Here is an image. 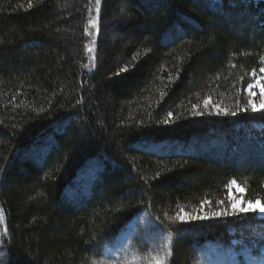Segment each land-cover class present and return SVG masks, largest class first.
I'll return each instance as SVG.
<instances>
[{"label":"trees","instance_id":"obj_1","mask_svg":"<svg viewBox=\"0 0 264 264\" xmlns=\"http://www.w3.org/2000/svg\"><path fill=\"white\" fill-rule=\"evenodd\" d=\"M263 62L264 0H0V264L257 254L264 219L212 213L233 179L264 202V110L237 111Z\"/></svg>","mask_w":264,"mask_h":264},{"label":"rangeland","instance_id":"obj_2","mask_svg":"<svg viewBox=\"0 0 264 264\" xmlns=\"http://www.w3.org/2000/svg\"><path fill=\"white\" fill-rule=\"evenodd\" d=\"M92 51H90V54ZM89 54V59L94 61V58ZM264 67V62L262 64ZM258 76H264V73L260 71L256 72ZM253 78V77H252ZM254 78L252 79V83H254ZM252 91L256 93L255 96L250 97V99L254 100L259 106L261 96L260 90L258 88H253ZM247 92V91H246ZM248 94V92H247ZM229 195H233L236 199L240 201L243 200V193H241L237 188L233 187L231 192L228 188ZM241 206H247L246 201L242 203ZM225 210L230 211L229 207V199H228V206H226ZM245 215L246 213H231L228 216L220 217L221 221H224L227 218H233L236 215ZM254 214L258 218L264 219V213H260L259 211L251 213ZM142 222L140 220H136L132 225L129 226L127 231L117 240L115 245L110 249L106 250L107 256L117 257L119 254L122 253L123 248L125 246L126 241L129 237L134 233L135 227L140 226ZM6 234L5 231V219L3 217L1 208H0V246H1V237ZM237 246V242L235 240L232 241L231 246H218L212 243L204 244L199 253V257L197 260V264H264V247H262L257 254H252L251 251L246 248L242 247L241 245Z\"/></svg>","mask_w":264,"mask_h":264},{"label":"snow or ice","instance_id":"obj_3","mask_svg":"<svg viewBox=\"0 0 264 264\" xmlns=\"http://www.w3.org/2000/svg\"><path fill=\"white\" fill-rule=\"evenodd\" d=\"M101 0H96V4L99 5ZM29 7H31V4H29ZM89 51H92L91 48H89ZM124 69H121V72H123ZM261 73H264V67H261L259 69ZM252 77L254 78V83H249L247 85V92L249 97H253L256 95L254 91H252L253 88H258L260 90V96L262 97L259 103V106H257L256 102L252 99L248 100V107L247 108H237V111H247L248 108H250L252 111H261L264 110V76H258L256 71L253 70L251 73ZM211 103L210 99L204 100V107L207 108L209 104ZM193 108H196V105H193ZM215 109L217 114H229V110L226 108H221L219 105H215ZM197 115L201 114L199 112L196 113ZM231 115H235L236 112H231ZM172 113L168 114L169 119L171 118ZM169 119H165L163 123L167 124L169 122ZM231 192V189L233 187L237 188L241 193L245 191L243 187H241L235 179L231 180L227 186ZM229 210H222V211H216L212 213V216L214 217H222V216H228L231 213H254L259 211L260 213H264V202L261 200H256L255 202L248 200L246 201L247 206H241L242 203H245V201H240L236 199L233 195H229ZM209 203L208 201H202L201 207H203L205 204ZM219 203H223V201H220ZM170 220L172 219H178L182 223H186L192 220H198V219H209L208 215H190L188 213H185L183 209H181V214H179L177 217H169ZM5 231H7L5 229ZM171 253H165L164 256H159L155 259V264H166V258Z\"/></svg>","mask_w":264,"mask_h":264}]
</instances>
